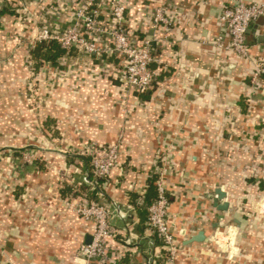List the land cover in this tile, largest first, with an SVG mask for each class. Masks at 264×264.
<instances>
[{
  "label": "crops",
  "instance_id": "crops-1",
  "mask_svg": "<svg viewBox=\"0 0 264 264\" xmlns=\"http://www.w3.org/2000/svg\"><path fill=\"white\" fill-rule=\"evenodd\" d=\"M86 1L0 0V264H91L78 252L94 224L77 209L95 193L116 231L110 256L166 264L144 208L155 177L171 201L176 264H264V77H254L264 19L249 27L244 58L214 45L237 0H120L133 43L154 42L157 76L145 95L129 87L124 58L81 47L35 73L43 18L65 34ZM159 7L170 25L156 29ZM94 42L107 48L106 36ZM89 144L120 145L105 180L79 155ZM217 189L226 213L213 206ZM199 232L206 240L186 245Z\"/></svg>",
  "mask_w": 264,
  "mask_h": 264
},
{
  "label": "built area",
  "instance_id": "built-area-1",
  "mask_svg": "<svg viewBox=\"0 0 264 264\" xmlns=\"http://www.w3.org/2000/svg\"><path fill=\"white\" fill-rule=\"evenodd\" d=\"M105 0H88L77 11V21L65 34L53 31L49 21L43 18L41 32L37 42L56 41L66 51L73 47H81L88 55L101 56L114 54L124 58L126 77L130 88L139 94L145 95L151 88L157 74L153 70L154 42L144 40L135 45L125 28L126 8L120 0H106L110 10L107 25L101 21ZM264 18V4L254 3L251 0H237L226 8L220 18L223 34L215 40V47L248 58L251 47L246 42L249 27ZM154 27L170 25L165 17V9L159 7L153 17ZM229 42L225 41V36ZM106 36L108 45L100 49L94 42L95 37ZM29 64L33 65L30 59ZM31 65V66H32ZM256 79L264 77V63H258L254 72ZM80 157L90 160L91 173L95 181L110 177L120 159V145L98 146L87 145ZM90 175V174H89ZM87 184H91L88 179ZM157 197L150 205H144L147 211L148 228L158 237L165 251L166 264H176L179 247L171 230L169 209L171 201L168 192L161 181H157ZM84 221L94 224L93 240L89 244H82L79 256L91 264H120L124 255L110 256L108 239L116 235V231L109 225L110 210L102 200H89L77 209Z\"/></svg>",
  "mask_w": 264,
  "mask_h": 264
},
{
  "label": "trees",
  "instance_id": "trees-1",
  "mask_svg": "<svg viewBox=\"0 0 264 264\" xmlns=\"http://www.w3.org/2000/svg\"><path fill=\"white\" fill-rule=\"evenodd\" d=\"M2 14V12L0 13ZM73 47L72 49H74ZM72 49L70 51H72ZM65 49L61 47L59 43L56 41H41L38 42L31 52V60L33 61L32 69L35 73H37L46 63H52L53 65H58V61L67 55ZM106 55H103V57ZM155 180H152L149 184L148 191L151 193L152 197L156 193L157 187L155 184ZM101 181V180H99ZM96 194V193H95ZM95 194L88 196L90 200L98 201V196ZM148 224V221H147Z\"/></svg>",
  "mask_w": 264,
  "mask_h": 264
},
{
  "label": "water",
  "instance_id": "water-1",
  "mask_svg": "<svg viewBox=\"0 0 264 264\" xmlns=\"http://www.w3.org/2000/svg\"><path fill=\"white\" fill-rule=\"evenodd\" d=\"M264 18L259 19V21L263 20ZM258 21V22H259ZM213 199V206L217 211L226 213L230 208V203L226 202L227 193L224 192L222 189H217L215 194L212 195ZM225 218L224 215L219 217L220 220ZM217 227V225H216ZM206 240V236L204 232H199L198 235L192 237L190 240L186 242V245L193 244V243H203Z\"/></svg>",
  "mask_w": 264,
  "mask_h": 264
}]
</instances>
